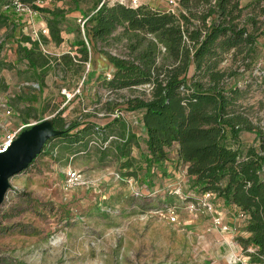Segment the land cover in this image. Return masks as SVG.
Segmentation results:
<instances>
[{"label":"rangeland","instance_id":"rangeland-1","mask_svg":"<svg viewBox=\"0 0 264 264\" xmlns=\"http://www.w3.org/2000/svg\"><path fill=\"white\" fill-rule=\"evenodd\" d=\"M94 3L95 0H79L78 4L72 0L46 1V7L59 6L67 11L63 20L67 42L42 44L44 52L60 56L67 45L71 46L69 51L74 49L70 41L76 39L77 33L71 29L82 27L83 13ZM248 14H254L259 30L264 32V0ZM25 15L17 36L20 31L29 33L28 26L39 28L40 24H47L44 16ZM9 29L6 26L0 31V41L10 40L0 51V97L12 99L22 115L12 110V116L4 117L0 137L5 131L21 127L22 117L30 119L23 131L53 119L63 109L70 119L104 124L111 120L114 109L126 106L128 98L150 97L149 86L110 92L104 81L114 68L107 55L88 41L89 61L77 74L74 70L64 73L52 68L44 73L41 87V79L30 80L27 61L18 55L17 43L6 37L11 33ZM121 32L119 29L116 34ZM257 44L258 56L248 69L242 64L241 55L236 59L227 54L221 66L226 69L240 66V74L232 78L230 85L238 84L246 90L238 102L244 105L256 128L264 132V33ZM126 45L125 39L111 38L100 48L120 55L127 51ZM77 88H80L77 95L67 101L64 92L73 93ZM14 96H21L20 100L14 101ZM124 119L132 121L128 124L133 134L134 129L140 128L145 133L138 112L125 111ZM239 137L245 146L254 145L261 150L264 138L256 136L255 131H243ZM110 140L123 142L116 137L108 141L93 138L86 150L69 153L63 143L54 139L34 163L10 178L0 206L1 222L10 227L7 233L0 231V264H217V259L226 255L228 261L237 264L239 253L250 258V264H264V260L253 262L254 248L242 249L239 245L238 251L228 253L220 245L224 239L212 234L217 231L226 237L229 233L233 245L238 247L239 237H249L245 229L248 218L227 210L237 222L225 232L214 226L209 215L187 209L190 198H180L174 191L178 184L189 196L196 191L183 165L174 161L149 168L143 136L132 141L129 156L125 157L116 155L115 144L101 149L110 145ZM72 171L78 178L68 186L67 178ZM171 210L176 213L175 221L162 215Z\"/></svg>","mask_w":264,"mask_h":264},{"label":"trees","instance_id":"trees-1","mask_svg":"<svg viewBox=\"0 0 264 264\" xmlns=\"http://www.w3.org/2000/svg\"><path fill=\"white\" fill-rule=\"evenodd\" d=\"M17 1L37 12L35 16H44L49 37L40 34L33 38L23 31L17 36L19 25L25 22L22 15H29L16 11ZM46 1L0 0V31L2 27L10 28L6 37L17 43L18 55L27 61L30 80L41 79L42 87L44 73L52 68L64 73L74 70L77 74L89 61L90 43L104 52L114 67L104 81L110 92L149 86L151 93L149 98H128L125 107L114 109L119 116L102 125L70 119L66 110L58 111L53 116L54 126L63 132L48 139L42 152L54 139L70 153L86 150L93 138L108 141L116 137L123 142L110 140V145L101 149L115 144L118 157L129 156L130 144L137 135L129 130L124 113H141L147 166L176 161L193 180L195 195L212 192L216 195L213 202L222 213L236 208L234 214L248 218L245 229L250 236L239 237L240 247L254 248L253 262H262L264 142L258 150L254 145L245 146L239 136L243 131H255L256 136L264 138V132L256 128L244 105L238 102L246 90L238 84L230 85L232 78L240 74V66H221L227 54L236 59L241 55L246 69L257 58V43L264 32L259 30L254 14L248 13L260 7L262 0H252L244 6L240 0H180L176 8L164 11L149 3L135 6L95 0L92 8L83 13V28L71 29L77 33L71 43L74 49L60 56L45 53L42 44L64 42L63 20L67 11L59 6L46 7ZM250 8L252 11L247 12ZM119 29L122 32L117 35ZM111 38L125 39L127 51L120 55L103 51L100 44ZM9 41H0V51ZM20 97L14 96V101ZM4 98L11 110L22 115L12 99ZM22 121L30 123L27 116ZM9 229L0 218L1 233Z\"/></svg>","mask_w":264,"mask_h":264},{"label":"built area","instance_id":"built-area-1","mask_svg":"<svg viewBox=\"0 0 264 264\" xmlns=\"http://www.w3.org/2000/svg\"><path fill=\"white\" fill-rule=\"evenodd\" d=\"M178 1L179 0H168L169 8H176L178 6ZM108 2L110 4H115L116 2L122 3V4H127V5H139L140 0H103L102 3ZM101 3V4H102ZM16 11L19 12H24L29 14L30 16H34L37 14V12H33L30 8L24 6L22 3L18 2L16 3ZM84 21H82V27L84 24ZM33 38H38L40 34H44L49 37L50 31L49 28H47L46 25L41 26L39 28H32V30L29 32ZM80 91V88H77L75 92L71 93H66V99L69 101L72 99V97H75L77 95V92ZM13 111L10 109V107L7 104V99L0 97V129L4 128V117H9L12 116ZM119 112H114L110 116L112 118L118 117ZM26 126V124H22L21 127L15 128V129H10L8 131H5L4 135L0 137V154L5 153V151L9 150V148L12 146L13 142L18 138L20 135L22 129ZM78 178V174H76L75 171H72L71 174H69L67 178V183L68 186L73 184L74 181ZM175 194L179 196L180 198L187 197L190 198V200L187 203V209L190 212H194L200 215L207 214L213 219L214 226L218 228L219 230L223 231H230L231 230V225L228 224L225 219L223 213L219 210L218 211V205L214 203L213 201L216 198V195L212 192H206L202 194H194V195H187L185 194L183 188L181 185H176L174 187ZM162 215L166 216L167 219H171L172 221L176 220V213L174 210H171L167 214L163 213ZM241 216V215H240ZM242 217V216H241ZM242 255V254H241ZM240 253L236 256L237 264H250L249 260L250 258L246 256H241Z\"/></svg>","mask_w":264,"mask_h":264},{"label":"water","instance_id":"water-1","mask_svg":"<svg viewBox=\"0 0 264 264\" xmlns=\"http://www.w3.org/2000/svg\"><path fill=\"white\" fill-rule=\"evenodd\" d=\"M62 132L54 126L53 119L48 118L38 122L32 128L23 130L9 150L0 154V206L10 185V178L33 163L48 139Z\"/></svg>","mask_w":264,"mask_h":264},{"label":"crops","instance_id":"crops-1","mask_svg":"<svg viewBox=\"0 0 264 264\" xmlns=\"http://www.w3.org/2000/svg\"><path fill=\"white\" fill-rule=\"evenodd\" d=\"M250 1H252V0H240V3H241L242 6H244V5H246V3L250 2ZM140 3H145V4H148L149 3L150 5L154 6L155 8L160 9V10H163V11L170 9L169 8V4H168V0H140ZM44 25H46V24L45 23L44 24L42 23V24H40V27L41 26H44ZM28 28L31 31L32 28H35V26H28ZM63 37H64V41L67 42V39L65 38V36H63ZM72 42H73V40L70 41V43H72ZM61 44H64V42L61 43ZM69 49H71V46H68L67 45L66 49L62 52V54L63 53H67L69 51ZM112 68H114V67H112ZM65 115L67 116V114H65ZM138 119H139V123H142V120H141L142 119V114L141 113H138ZM125 121L127 122V124L132 122V121L129 122V120H126V119H125ZM136 122H138V121H136ZM142 125L144 126V123H142ZM143 131H145V127H144V130ZM133 132L136 133L137 137L138 136H143L144 139L146 137V132L145 133H142L141 128H140V131H135V129H134ZM227 210L226 209L223 210V214H224L225 221L228 224H235L237 222V219H234V217H232L231 215H229L226 212ZM231 210L235 212L236 211V208H230L229 209V212ZM233 216H235V215H233ZM212 234H214V236H216V237H218L220 239H224V240H221L220 245H222V247L226 249V252L229 253V251L235 252V250H237V251L239 250V245L240 244H238V247H237V245L235 247V245H233V236H231L229 233H226V237H223L222 233H219L217 231H214ZM247 235L250 236L248 232H247ZM225 244L228 245V248L225 246ZM217 264H232V263L230 261H228V257L226 255V256H223V257L217 259Z\"/></svg>","mask_w":264,"mask_h":264}]
</instances>
